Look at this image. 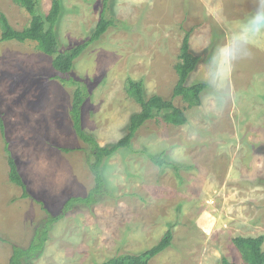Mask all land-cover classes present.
Listing matches in <instances>:
<instances>
[{
	"label": "rangeland",
	"instance_id": "374dc122",
	"mask_svg": "<svg viewBox=\"0 0 264 264\" xmlns=\"http://www.w3.org/2000/svg\"><path fill=\"white\" fill-rule=\"evenodd\" d=\"M62 2L56 27L61 49L89 38L103 10L117 23L67 74L87 85L83 125L101 145L125 136L140 110L126 91L128 77L142 80L147 96H170L188 30L192 49L202 54L188 83L204 81L213 48L239 21L264 9V0ZM51 5L39 0L38 11L46 14ZM2 11L17 29L30 23L14 0H0ZM56 75L52 57L35 42H4L0 29V112L7 128L6 137L0 129V264H11L13 245L29 244L47 209L58 213L70 196H86L95 184L90 147L70 114L76 86ZM173 101L186 108L188 122L149 120L130 148L107 157L103 198L55 222L32 264H99L155 246L168 229L172 245L150 264H220L223 257L247 264L233 239L264 235V45L234 67L219 107H188L181 96ZM6 140L35 199L22 198L10 180Z\"/></svg>",
	"mask_w": 264,
	"mask_h": 264
},
{
	"label": "trees",
	"instance_id": "16d2710c",
	"mask_svg": "<svg viewBox=\"0 0 264 264\" xmlns=\"http://www.w3.org/2000/svg\"><path fill=\"white\" fill-rule=\"evenodd\" d=\"M15 3L23 7L31 16L30 23L22 29L15 28L10 22L5 12H0L1 40L17 41L20 43L35 42L36 47L43 53L52 57V65L57 71V77L62 82L70 81L75 85L74 96L70 108L73 126L79 137L89 145V166L94 175V187L86 196H70L63 204L61 211L53 214L47 209V217L34 227L33 235L26 247L13 245V254L10 259L11 264H32V261L43 251L45 243L50 236V230L55 222L64 217L78 205L90 206L103 198L105 190V180L102 165L107 157L116 153L119 149L132 146V140L137 135L143 125L158 117H170L176 125H183L188 122L186 108L174 103V98L181 96L188 107L201 105L202 91L206 89L204 81H197L189 84L190 74L197 68L202 59V54L192 49L191 31H186L178 55L174 64L177 79L172 87L170 96L161 94H145V87L142 80H135L128 77L125 87L128 95L133 98L140 106V110L131 115L128 132L115 144L101 145L93 134L89 133L83 125V104L87 97V85L79 80L68 79L67 74L72 70L75 60L80 57L87 48L94 42L102 38L108 29L117 24L113 18L107 17L105 10L92 31L89 38L73 45L61 49L57 35V24L63 12L62 0H52V5L46 14L38 11L39 0H14ZM108 0H105L107 4ZM105 4V5H106ZM0 112V129L6 137V123ZM71 151L70 148H63ZM6 157L10 167L9 177L12 183L21 188L22 198H33L29 191L28 184L24 179L17 159L10 149L9 142L6 140ZM149 158L156 164L162 166L166 161L162 156L150 155ZM38 203L41 201L36 200ZM173 233L168 229L162 236L160 242L155 246L144 250L141 253H124L116 255L99 264H150V260L163 252L172 245ZM234 243L241 251L247 264H264V235L245 236L237 235ZM220 264H238L236 261L223 257Z\"/></svg>",
	"mask_w": 264,
	"mask_h": 264
},
{
	"label": "clouds",
	"instance_id": "9594fccd",
	"mask_svg": "<svg viewBox=\"0 0 264 264\" xmlns=\"http://www.w3.org/2000/svg\"><path fill=\"white\" fill-rule=\"evenodd\" d=\"M261 45H264V9H258L239 21L231 28L228 37L208 55L202 74L208 91L202 102L210 109L219 107L227 96L234 67L250 58L253 49Z\"/></svg>",
	"mask_w": 264,
	"mask_h": 264
}]
</instances>
